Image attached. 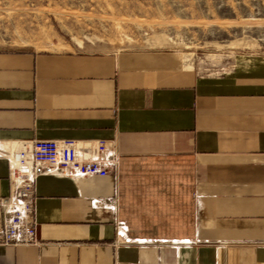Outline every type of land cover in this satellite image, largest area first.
<instances>
[{
	"label": "crops",
	"instance_id": "0c3cea01",
	"mask_svg": "<svg viewBox=\"0 0 264 264\" xmlns=\"http://www.w3.org/2000/svg\"><path fill=\"white\" fill-rule=\"evenodd\" d=\"M68 139L116 164L38 177L36 243L0 264H264V56L0 49V197L10 151Z\"/></svg>",
	"mask_w": 264,
	"mask_h": 264
},
{
	"label": "rangeland",
	"instance_id": "374dc122",
	"mask_svg": "<svg viewBox=\"0 0 264 264\" xmlns=\"http://www.w3.org/2000/svg\"><path fill=\"white\" fill-rule=\"evenodd\" d=\"M264 56V0H0V49Z\"/></svg>",
	"mask_w": 264,
	"mask_h": 264
},
{
	"label": "built area",
	"instance_id": "2783aa9c",
	"mask_svg": "<svg viewBox=\"0 0 264 264\" xmlns=\"http://www.w3.org/2000/svg\"><path fill=\"white\" fill-rule=\"evenodd\" d=\"M10 193L0 197V245L36 243L34 197L40 176L105 177L116 164L115 150L99 140H35L9 152ZM121 237L125 231L119 230Z\"/></svg>",
	"mask_w": 264,
	"mask_h": 264
}]
</instances>
